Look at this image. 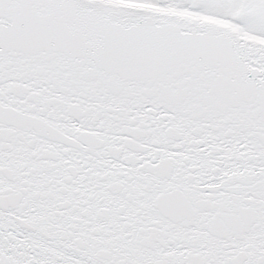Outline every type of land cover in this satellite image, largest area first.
<instances>
[{
  "label": "snow or ice",
  "instance_id": "snow-or-ice-1",
  "mask_svg": "<svg viewBox=\"0 0 264 264\" xmlns=\"http://www.w3.org/2000/svg\"><path fill=\"white\" fill-rule=\"evenodd\" d=\"M0 264H264V0H0Z\"/></svg>",
  "mask_w": 264,
  "mask_h": 264
}]
</instances>
